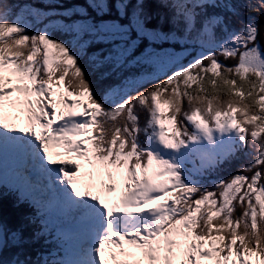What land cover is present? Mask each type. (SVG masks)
I'll return each instance as SVG.
<instances>
[{
	"label": "snow or ice",
	"instance_id": "obj_1",
	"mask_svg": "<svg viewBox=\"0 0 264 264\" xmlns=\"http://www.w3.org/2000/svg\"><path fill=\"white\" fill-rule=\"evenodd\" d=\"M148 2L135 0L132 18L125 12L127 24L89 26L128 39L115 55L86 65L79 50L48 29L33 32L0 11V145L11 142L25 160L23 184L14 189L26 193L39 176L46 178L83 236L75 264H264V28L249 16L237 30L223 14L206 11L223 7L238 15L233 0H156L174 9L184 25L180 35L202 51L186 64L176 54L149 53L154 72L97 88L89 76L104 80L130 63L134 39L172 35L149 28ZM245 6L260 13L264 0ZM57 88L63 89L59 101ZM18 105L26 113L23 126L4 112ZM141 112L147 113L143 123ZM242 152L252 162L228 179L207 188L196 178ZM194 153L200 164L193 170L186 162ZM64 156L91 165L85 175L109 194L119 179L118 196L94 194L91 185L81 190V165L57 159ZM20 198L35 203L33 196ZM38 238L9 231L0 216V264H51L28 258L25 246ZM57 239L64 242L65 234ZM9 247L16 251L5 260Z\"/></svg>",
	"mask_w": 264,
	"mask_h": 264
},
{
	"label": "trees",
	"instance_id": "obj_2",
	"mask_svg": "<svg viewBox=\"0 0 264 264\" xmlns=\"http://www.w3.org/2000/svg\"><path fill=\"white\" fill-rule=\"evenodd\" d=\"M263 12H264V10H262L260 13L256 12V15L262 20H264V15L262 14Z\"/></svg>",
	"mask_w": 264,
	"mask_h": 264
},
{
	"label": "bare ground",
	"instance_id": "obj_3",
	"mask_svg": "<svg viewBox=\"0 0 264 264\" xmlns=\"http://www.w3.org/2000/svg\"><path fill=\"white\" fill-rule=\"evenodd\" d=\"M77 241V240H76Z\"/></svg>",
	"mask_w": 264,
	"mask_h": 264
}]
</instances>
